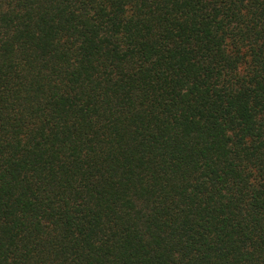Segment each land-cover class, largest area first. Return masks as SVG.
<instances>
[{"label":"trees","instance_id":"16d2710c","mask_svg":"<svg viewBox=\"0 0 264 264\" xmlns=\"http://www.w3.org/2000/svg\"><path fill=\"white\" fill-rule=\"evenodd\" d=\"M0 264H264V0H0Z\"/></svg>","mask_w":264,"mask_h":264}]
</instances>
